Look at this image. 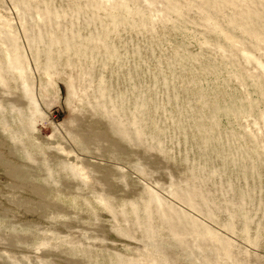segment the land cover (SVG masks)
<instances>
[{
  "label": "rangeland",
  "instance_id": "374dc122",
  "mask_svg": "<svg viewBox=\"0 0 264 264\" xmlns=\"http://www.w3.org/2000/svg\"><path fill=\"white\" fill-rule=\"evenodd\" d=\"M0 264H264V0H0Z\"/></svg>",
  "mask_w": 264,
  "mask_h": 264
}]
</instances>
